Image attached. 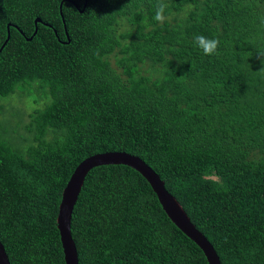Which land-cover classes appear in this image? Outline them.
<instances>
[{
  "label": "trees",
  "instance_id": "trees-1",
  "mask_svg": "<svg viewBox=\"0 0 264 264\" xmlns=\"http://www.w3.org/2000/svg\"><path fill=\"white\" fill-rule=\"evenodd\" d=\"M8 25L0 112L20 86L49 98L26 137L17 126L3 139L0 123L10 264H65L63 189L85 158L114 151L159 175L221 264H264V0H0V48ZM71 234L79 264H208L125 165L90 170Z\"/></svg>",
  "mask_w": 264,
  "mask_h": 264
},
{
  "label": "water",
  "instance_id": "water-1",
  "mask_svg": "<svg viewBox=\"0 0 264 264\" xmlns=\"http://www.w3.org/2000/svg\"><path fill=\"white\" fill-rule=\"evenodd\" d=\"M60 14L62 15L61 6ZM63 22H65L64 19ZM34 23L35 30L31 37L27 38L28 40H31L36 34L37 23H42V21L40 18H36ZM9 27L10 25L7 27V39L1 46L0 51L10 37ZM65 33L68 35L66 27ZM111 164L125 165L139 172L147 180L152 190L157 195V199L165 214L187 237L198 245L203 251L207 263L221 264L212 244L191 222L184 208L177 199L166 190L164 182L160 179L159 175L137 156L120 151L100 153L85 158L76 166L63 189L56 222L60 234L65 264H79L77 248L71 234V217L77 198L84 184L85 177L93 168ZM0 264H10L1 242Z\"/></svg>",
  "mask_w": 264,
  "mask_h": 264
},
{
  "label": "rangeland",
  "instance_id": "rangeland-1",
  "mask_svg": "<svg viewBox=\"0 0 264 264\" xmlns=\"http://www.w3.org/2000/svg\"><path fill=\"white\" fill-rule=\"evenodd\" d=\"M1 104L4 108L0 112V123L2 125V138L5 140H14L15 137L12 135L13 130L17 127L20 128L21 135L23 137L27 136L25 129L23 128L29 121V113L34 111L38 104L42 101L47 102V97L38 89L33 87H21L18 88L17 92L13 96L4 98ZM20 119V120H19ZM20 121V122H19ZM18 124V125H17ZM23 129V130H22ZM20 147H24L21 142L17 141Z\"/></svg>",
  "mask_w": 264,
  "mask_h": 264
},
{
  "label": "clouds",
  "instance_id": "clouds-1",
  "mask_svg": "<svg viewBox=\"0 0 264 264\" xmlns=\"http://www.w3.org/2000/svg\"><path fill=\"white\" fill-rule=\"evenodd\" d=\"M162 10L163 6H158V9L155 14V20L156 21H162ZM195 46L202 50L203 54L206 56H213L218 53V49L220 46V42L217 38H209L203 35H198L195 38Z\"/></svg>",
  "mask_w": 264,
  "mask_h": 264
}]
</instances>
